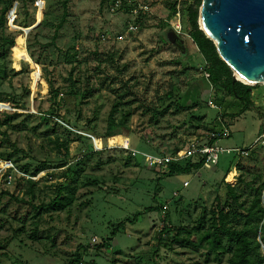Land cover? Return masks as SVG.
Masks as SVG:
<instances>
[{"label": "rangeland", "instance_id": "rangeland-1", "mask_svg": "<svg viewBox=\"0 0 264 264\" xmlns=\"http://www.w3.org/2000/svg\"><path fill=\"white\" fill-rule=\"evenodd\" d=\"M193 1L107 0L102 5L101 0H69L68 16L54 43L53 26L62 16L64 0H26L31 14L27 21L39 24L29 32L30 36L27 30L14 26L11 10L8 30L22 44L21 53L12 48V67L24 64L27 71L0 83V92L12 96L20 106L15 110L9 104L0 105V113L19 114L9 126L0 128V190L17 193L19 178H28L18 172L12 161L5 160L8 157L19 165L28 164L30 169L42 162L50 165L32 178L38 183L34 192L36 204L53 198L58 184L77 180L79 188L70 209L59 213L47 209L40 222L38 241L21 236L3 245L7 258L0 259V264H66L76 252L82 256L81 264H152L149 260L153 252L159 263L217 264L206 260L201 251L158 245V236L164 226L192 225L201 208L209 207L222 178L228 184L224 174L234 155H222L218 165L210 170L171 177L162 175L167 167L153 169L143 156L173 154L192 139L203 143L213 139L224 149L252 150L264 133V84L252 91L255 108L229 120L225 111L237 114L240 105L234 99L215 96L206 77L205 63L196 50H191L187 61L168 42L178 26L180 38L190 43L186 16L179 8L181 2ZM173 2L175 14L169 9ZM138 5L146 6L147 11L137 10L134 14ZM162 22L172 31H162ZM129 25L135 31L129 32ZM28 39L29 52L40 64L34 63L26 51ZM65 54L72 57L69 62L65 61ZM44 72L59 92L54 105L42 78ZM71 72L73 80L89 78L90 84H102V89L86 101L69 95L67 78ZM25 89L29 90L28 97ZM126 90L128 100L135 101L124 108L131 115L121 120L120 134L103 141L100 137L105 133L116 96ZM169 90L179 97L190 94L188 105L198 93L201 104L189 111L176 112L172 108L154 122L148 115H141L142 104L162 110L166 103L160 104L158 99ZM56 111L61 120L53 116ZM191 116L201 119L192 120ZM116 120H120L119 113ZM223 127L229 130L227 138L219 136ZM56 136L68 141L67 157L49 142ZM128 147L138 152L137 157L127 155L123 148ZM97 151L101 153L95 154ZM62 162L67 165L57 169ZM236 174L238 177L237 170ZM185 181L189 183L187 187L182 186ZM228 182L233 184V179L228 178ZM218 193L224 195L222 186ZM148 208L153 211L143 212ZM137 213L141 214L134 222H125ZM122 221L124 232L111 237L113 227ZM6 235L2 233L1 237ZM106 239L107 247L102 246Z\"/></svg>", "mask_w": 264, "mask_h": 264}, {"label": "trees", "instance_id": "trees-1", "mask_svg": "<svg viewBox=\"0 0 264 264\" xmlns=\"http://www.w3.org/2000/svg\"><path fill=\"white\" fill-rule=\"evenodd\" d=\"M68 1L64 0L62 4V16L57 25L53 26L52 43L57 39L58 33L68 16ZM106 2L107 0H101L102 5ZM0 3L2 4L0 6V83H4L27 71L24 64H16V69L12 67V48L21 53L22 44H20L18 38H15L16 35L8 30V21H11L10 12L11 10L14 11V26L28 28L33 25V22L29 23L27 21L31 17V14L28 11L26 0H0ZM201 3L202 0H194L192 4L181 2L179 11L186 16V22L189 27L188 39L190 40V43L188 40H183L185 43V54H181V58L189 61L191 50L194 49L198 52L205 63L208 83L215 96L222 99L230 97L240 105L237 114L228 115L229 120L235 119L255 108L252 101V91L258 85L250 86L238 81H232V71L220 59L214 43L199 29L198 16ZM169 9L172 14L177 13L176 2L170 4ZM162 26V31H172V28L167 23L162 22ZM16 33L18 34V32ZM161 42L166 43L163 39ZM29 48L28 39L26 51L34 63L40 64L38 60L33 59ZM64 59L69 62V59H72V57L65 54ZM73 70L74 68H72ZM71 76L72 72L69 74V78H67L71 87V91L68 94L80 97L82 101L92 98L102 89V84L100 87H94L90 84L89 78L81 80L78 77L76 80H73ZM42 78L47 83L49 100L54 105L58 99L59 92L54 88L53 81L45 72ZM127 95L129 94L126 90L116 96V101L113 103L108 115L105 133L100 137L103 141L108 137L120 134L119 128L123 125V121L121 120H125L131 115L130 110H124V108H128L135 101L128 100ZM25 96H29L28 89H25ZM190 96V94L186 93L179 97L173 90H169L163 97L158 99L160 104L164 105L166 103L162 110H158L157 106L154 105L143 104L139 106V109H141V115H148L150 122H154L172 108L176 112H179L189 111L200 106L198 93L194 95V100L188 105ZM1 103L9 104L15 110L20 107L18 103L12 100V96L2 92H0V105H2ZM120 108H123V110ZM117 113L120 114L119 121L116 120ZM18 116L19 114L16 112L0 113V128L6 125L9 126ZM53 116L61 120L57 111ZM191 118L197 121L201 119L197 116H191ZM43 119L46 120L48 118L45 117ZM54 125L58 124L55 123ZM65 131L68 135L71 134L68 130ZM49 142L57 148L58 153L64 157L68 156L69 143L67 140H59L58 136H56L53 141L49 140ZM215 142L216 140L210 139L207 144ZM106 145L111 147L112 143L106 142ZM94 153L99 154L101 152L97 151ZM5 160L12 161L16 165L18 172L27 175L28 178H24L23 176L19 178L16 186L19 190L17 193H10L9 190L4 189L0 190V259L7 258V253L3 252V245L11 243L21 236H26L32 242L38 241L40 222L47 209H52L58 213L70 209L76 202L79 188L77 180L58 184L54 187L53 198H50L47 202L42 201L36 204L34 192L38 183L34 182L32 178L38 173L49 169L50 165L42 162L38 167L30 169L28 164L19 165L18 161L11 157ZM259 163H261V166L258 167ZM66 165V162H62L57 164L56 168L60 169ZM232 167H235L239 172L235 184H225L222 178L217 188V193L209 207L201 208L192 225L188 226L179 223L177 225L164 226L158 236V245L163 243L164 247L178 246L196 252L201 251L206 260L214 261L217 264H264V253L262 250L264 246V147L261 145L255 146L245 159L232 158L228 162L224 177L227 176ZM200 169H202L200 160L188 159L169 165L166 172L162 171V175L164 177H171L175 174H188ZM92 184L98 185L96 182H92ZM221 186L225 191L223 196L218 193ZM149 211H153V208L145 209L143 212ZM140 214L137 213L133 219H127L125 222H134ZM124 226V221L116 224L111 232V237L117 233H123ZM5 232L7 235L1 237V234ZM107 244L108 239L104 240L102 246L107 247ZM79 249L83 251V247H79ZM81 263L82 256L79 252L74 253L66 262V264ZM149 263L169 264L167 262H157L156 252H153Z\"/></svg>", "mask_w": 264, "mask_h": 264}, {"label": "water", "instance_id": "water-1", "mask_svg": "<svg viewBox=\"0 0 264 264\" xmlns=\"http://www.w3.org/2000/svg\"><path fill=\"white\" fill-rule=\"evenodd\" d=\"M38 25L23 29L28 34ZM198 25L232 71L233 82L264 84V0H202ZM168 42L185 54L178 34L171 33Z\"/></svg>", "mask_w": 264, "mask_h": 264}, {"label": "built area", "instance_id": "built-area-1", "mask_svg": "<svg viewBox=\"0 0 264 264\" xmlns=\"http://www.w3.org/2000/svg\"><path fill=\"white\" fill-rule=\"evenodd\" d=\"M114 7L115 8L119 7V2H116L114 4ZM137 10L141 12H146L147 7L138 5L137 8H134L133 13L135 14ZM180 29L181 28L178 26L175 28V31L177 34L179 33ZM128 31L129 32L135 31V27L133 25H129ZM206 77H208V74H206ZM208 105L211 106L212 108H216L212 104V102H208ZM219 136L222 138H227L229 136V130L226 127L221 128ZM256 144L264 147V133L259 135V137L256 140ZM123 149L126 151L129 157L133 158V157H137L138 155L137 151L130 149L129 147L126 149L125 148ZM250 150L251 148L224 149L221 146H219L217 142L213 144H207V143L200 142L196 139H192V140H189L184 147L179 148L173 154L161 155V156L143 154V156L145 158L146 164L153 169H157V168L163 169L173 163H180L188 159H196L197 161L198 160L201 161L202 169L210 170L213 167L217 166V164L220 161V157L222 155L233 154L235 158H241V157L247 156ZM230 172H233L234 174L233 176L234 182L233 184H230V185H234L236 182V177H237L235 167H232ZM226 177H225V181H226ZM188 184H189L188 181H185L182 186L187 187Z\"/></svg>", "mask_w": 264, "mask_h": 264}, {"label": "bare ground", "instance_id": "bare-ground-1", "mask_svg": "<svg viewBox=\"0 0 264 264\" xmlns=\"http://www.w3.org/2000/svg\"><path fill=\"white\" fill-rule=\"evenodd\" d=\"M237 78H238V77H237ZM238 79L240 80V78H238ZM125 149H126V148H125ZM233 176H234L233 172L228 173V174H227V177H226V182L229 183V182H228V178H230V179L232 178V179H233ZM233 182H234V179H233ZM229 184H230V183H229Z\"/></svg>", "mask_w": 264, "mask_h": 264}, {"label": "crops", "instance_id": "crops-1", "mask_svg": "<svg viewBox=\"0 0 264 264\" xmlns=\"http://www.w3.org/2000/svg\"><path fill=\"white\" fill-rule=\"evenodd\" d=\"M228 98H230V97H228ZM232 99V98H231ZM235 101V100H234ZM236 103H238L237 101H236ZM237 105H239V104H237ZM240 109V108H239ZM228 110V109H227ZM225 111V114H227V115H233L235 112H230V111Z\"/></svg>", "mask_w": 264, "mask_h": 264}]
</instances>
